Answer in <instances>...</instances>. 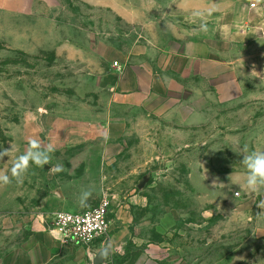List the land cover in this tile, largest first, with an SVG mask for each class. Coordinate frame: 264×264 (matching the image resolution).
<instances>
[{
	"label": "rangeland",
	"instance_id": "rangeland-1",
	"mask_svg": "<svg viewBox=\"0 0 264 264\" xmlns=\"http://www.w3.org/2000/svg\"><path fill=\"white\" fill-rule=\"evenodd\" d=\"M116 1L0 0V148L15 149L0 170L33 138L55 148L48 165L0 187V264L41 243L27 264H77L52 218L104 196L110 229L86 248L87 264L105 247V264H264V192L237 186L239 153L264 150V29L225 47L216 77L170 76L181 84L172 92L184 88V119L176 105L160 116L157 101L115 97L104 72L156 60L211 15L196 17L186 0H122L132 22ZM213 2L226 0H203Z\"/></svg>",
	"mask_w": 264,
	"mask_h": 264
},
{
	"label": "crops",
	"instance_id": "crops-1",
	"mask_svg": "<svg viewBox=\"0 0 264 264\" xmlns=\"http://www.w3.org/2000/svg\"><path fill=\"white\" fill-rule=\"evenodd\" d=\"M254 1L257 0H226V3L222 4L221 7L216 2L207 6L203 0H192L189 3L186 0L188 8L185 10L193 11L196 17L200 18L210 14L211 18L204 20L205 22L201 26L199 25L200 27L195 26V32L182 34L180 37L183 38L178 40L180 43L176 42L177 46L174 44L162 49L156 60H148L146 65L138 63L137 60L131 66H128L127 62L119 63L118 68L112 66L110 72H104L102 78L111 80L110 90L115 97L123 98L124 101L127 99H138L142 102L148 101V103L157 101L158 105L162 107L153 109L160 116L171 114V107L176 105L175 110L178 118L184 119L180 112V104H178L184 100L182 95L185 93L184 88L172 92L173 86H179L180 83L174 82L170 76L206 79L216 77L219 74V63L221 62L219 54L225 47L241 42L245 43L263 31V16L250 7ZM116 3L118 8L122 10L120 12L128 15L129 20L132 22L138 20L137 11L125 8L122 0H117ZM197 30L200 31L198 35L196 34ZM153 35H158L155 33V29ZM142 51L141 48H137L132 54L134 57H138L142 55ZM128 232V227H125L114 234L111 237L112 244L118 245L124 242L125 238L128 237ZM38 246L34 250V256L27 254L26 248H21L4 258L3 264H11L12 262L14 264H27L29 257L30 261L31 259L36 261L37 255L45 247L44 243ZM64 246L69 249L72 255L74 254V260L77 264H87L86 247L77 244ZM89 253L90 256H93L91 252ZM130 261L128 259L126 263Z\"/></svg>",
	"mask_w": 264,
	"mask_h": 264
},
{
	"label": "clouds",
	"instance_id": "clouds-1",
	"mask_svg": "<svg viewBox=\"0 0 264 264\" xmlns=\"http://www.w3.org/2000/svg\"><path fill=\"white\" fill-rule=\"evenodd\" d=\"M13 151H15V149L11 144H9V147L7 148H0V162L7 164L11 159V153ZM54 151L55 148L52 144L42 147L38 139H31L27 150L11 160V165L8 169L0 170V187L9 185L13 180L17 183H21L28 169L32 165H36L37 167L48 165L51 159V154ZM239 154L242 155L240 163L243 165L245 172L237 181L238 188H242L251 193L264 192V150L248 151L245 149ZM5 157L8 158L6 162ZM57 170H59V166H57ZM214 185H216L215 181ZM90 196L91 191H83L80 196L81 205H84ZM257 206L260 209H264V198L259 200ZM261 214H264V212H261L258 215Z\"/></svg>",
	"mask_w": 264,
	"mask_h": 264
},
{
	"label": "built area",
	"instance_id": "built-area-1",
	"mask_svg": "<svg viewBox=\"0 0 264 264\" xmlns=\"http://www.w3.org/2000/svg\"><path fill=\"white\" fill-rule=\"evenodd\" d=\"M250 7L264 18V1H254ZM115 66L119 67V62H115ZM110 206L109 197L104 196L96 207L78 212L59 211L51 221L52 233L63 244H77L88 248L109 232Z\"/></svg>",
	"mask_w": 264,
	"mask_h": 264
},
{
	"label": "water",
	"instance_id": "water-1",
	"mask_svg": "<svg viewBox=\"0 0 264 264\" xmlns=\"http://www.w3.org/2000/svg\"><path fill=\"white\" fill-rule=\"evenodd\" d=\"M111 249L110 247H105L98 251L93 257V264H105L107 257L110 255Z\"/></svg>",
	"mask_w": 264,
	"mask_h": 264
}]
</instances>
